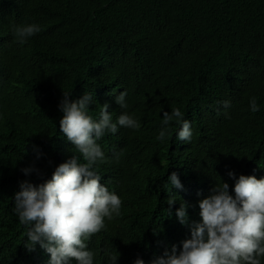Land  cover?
Masks as SVG:
<instances>
[{
	"label": "trees",
	"instance_id": "1",
	"mask_svg": "<svg viewBox=\"0 0 264 264\" xmlns=\"http://www.w3.org/2000/svg\"><path fill=\"white\" fill-rule=\"evenodd\" d=\"M25 22L42 31L20 46L10 29ZM123 90L141 128L99 141L108 157L96 169L100 183L122 205L87 241L94 264H107L108 253L132 264L134 247L145 258L170 250L182 234L180 199L189 222L199 221L197 202L217 181L232 193L229 170L264 177V0H0V264H48L39 245L25 249L12 197L20 181L42 183L76 152L59 127L62 92L70 100L91 92V114L108 103L115 118ZM172 108L191 121V143L175 139L174 122L168 140L156 139ZM29 165L41 175L25 176ZM173 171L183 188L169 193ZM169 194L177 199L171 216Z\"/></svg>",
	"mask_w": 264,
	"mask_h": 264
},
{
	"label": "clouds",
	"instance_id": "2",
	"mask_svg": "<svg viewBox=\"0 0 264 264\" xmlns=\"http://www.w3.org/2000/svg\"><path fill=\"white\" fill-rule=\"evenodd\" d=\"M41 31L36 22L13 24L10 29L13 42L20 46ZM70 95L71 91L62 92L59 127L76 152L55 166L51 177L42 183L20 181L19 190L12 197V211L26 229L23 243L29 253L39 245L50 254L48 264H94V253L87 241L106 229V220L120 215L122 205L120 196L100 183L101 175L96 169L108 157L99 141L106 134L115 135L120 128L139 130L141 123L128 111L126 90L115 97L120 108L115 118L108 111V103L101 105L98 116L91 114L89 105L95 101L91 92L74 100L69 99ZM221 106L228 109L230 101H222ZM248 107L253 113L259 111L256 97L249 98ZM170 122L178 126L175 139L191 143V121L178 108L163 112L156 139L164 142L172 136ZM114 157L118 159L119 154L114 153ZM21 171L25 176L33 172L41 175L34 165ZM227 175L234 181L232 193L228 182L217 181L210 194L197 202L199 221L189 222V205L180 199L175 217L182 225V232L190 233L188 238L173 244L170 250L168 244L148 258L143 257L141 248L134 247L131 263L264 264V177L257 179L255 175L244 174L237 177L231 170ZM171 186L183 188L175 171L168 175L164 188L171 193ZM176 201L169 194L166 200L169 216ZM117 259L118 256L108 253L107 264H117Z\"/></svg>",
	"mask_w": 264,
	"mask_h": 264
},
{
	"label": "bare ground",
	"instance_id": "3",
	"mask_svg": "<svg viewBox=\"0 0 264 264\" xmlns=\"http://www.w3.org/2000/svg\"><path fill=\"white\" fill-rule=\"evenodd\" d=\"M189 236H190V233L183 231L181 236L178 239L174 240L175 244L178 245V243H180V241H182L185 238H188Z\"/></svg>",
	"mask_w": 264,
	"mask_h": 264
}]
</instances>
